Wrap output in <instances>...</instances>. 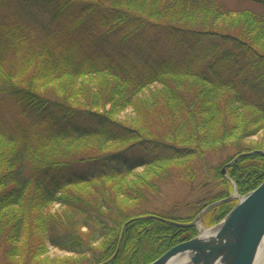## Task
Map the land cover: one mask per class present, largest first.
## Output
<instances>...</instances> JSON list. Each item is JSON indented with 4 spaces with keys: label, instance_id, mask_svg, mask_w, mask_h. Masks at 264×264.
<instances>
[{
    "label": "trees",
    "instance_id": "1",
    "mask_svg": "<svg viewBox=\"0 0 264 264\" xmlns=\"http://www.w3.org/2000/svg\"><path fill=\"white\" fill-rule=\"evenodd\" d=\"M227 1L0 0V264H150L197 234L157 218L264 181L260 154L222 174L264 148V0Z\"/></svg>",
    "mask_w": 264,
    "mask_h": 264
},
{
    "label": "water",
    "instance_id": "2",
    "mask_svg": "<svg viewBox=\"0 0 264 264\" xmlns=\"http://www.w3.org/2000/svg\"><path fill=\"white\" fill-rule=\"evenodd\" d=\"M257 154L264 156V152L260 150L238 155L222 169V174L229 179L227 170L230 167L241 158ZM232 184L234 185L232 196L210 205L191 224L157 218L172 226L198 227L201 218L208 210L238 199V203L220 223L174 246L150 264H259L264 256V181L240 199L236 184L233 182ZM123 235L124 233L120 245ZM120 245L113 258L117 256Z\"/></svg>",
    "mask_w": 264,
    "mask_h": 264
},
{
    "label": "rangeland",
    "instance_id": "3",
    "mask_svg": "<svg viewBox=\"0 0 264 264\" xmlns=\"http://www.w3.org/2000/svg\"><path fill=\"white\" fill-rule=\"evenodd\" d=\"M227 2L232 6H235V3H236L235 0H233V1L228 0ZM246 6L251 7L253 9L257 8V6L251 5L249 3H247ZM259 8L260 7L258 6L257 10H259ZM147 44L148 43H139L138 45L139 46H141V45L146 46ZM157 87L158 86H153L152 88L155 89ZM133 117H134V113H133L132 109H129L127 111L122 112L119 116V119L122 121H125V120H128V119L133 118ZM262 137L264 138V130L260 131L259 133H257V135L250 138V142L258 143L262 139ZM259 150L264 152V148L259 149ZM144 171H145L144 168H138L133 172L132 175L142 174ZM200 174H201V176H199L198 183H202L203 179L206 178V176H204L205 173L203 170L202 171L200 170ZM199 192H201V190H199ZM190 193H191V190H188L187 188H185V186H181V184L177 185V186H171L170 185V186L166 187L164 194L162 195L161 199L160 198L158 199V201L156 202V205H150V206L153 207V209L154 208L158 209L159 212H162V211L168 212V210H170L172 208V206H174L173 204L175 202H181L182 199H187V195H190ZM237 195H238L239 199L246 196V194H240V193H237ZM197 197H199V195L198 196H196V195L190 196V198H191L190 200L196 199ZM236 201L238 203V199H236ZM178 206L185 207V205H178ZM53 210L54 211L60 210V206L55 205L53 207ZM189 216H190L189 212L185 209L177 211V213L173 214L174 218H178L180 220L183 218H185V219L189 218ZM201 225H202V223H201ZM204 228H207V227H204ZM199 234H200V230L197 228L196 236ZM48 245L49 246H48V255L47 256L50 259L62 260V259H76L77 258V256L74 254H71V253L62 251L60 249L54 248L50 244H48ZM262 262H264V256L261 259L259 264H262Z\"/></svg>",
    "mask_w": 264,
    "mask_h": 264
},
{
    "label": "bare ground",
    "instance_id": "4",
    "mask_svg": "<svg viewBox=\"0 0 264 264\" xmlns=\"http://www.w3.org/2000/svg\"><path fill=\"white\" fill-rule=\"evenodd\" d=\"M186 260V259H185ZM262 264H264V262H262Z\"/></svg>",
    "mask_w": 264,
    "mask_h": 264
}]
</instances>
